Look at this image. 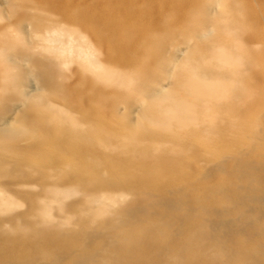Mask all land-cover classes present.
Returning <instances> with one entry per match:
<instances>
[{"label":"bare ground","instance_id":"1","mask_svg":"<svg viewBox=\"0 0 264 264\" xmlns=\"http://www.w3.org/2000/svg\"><path fill=\"white\" fill-rule=\"evenodd\" d=\"M1 1L13 17L25 4V0ZM50 1L57 3L51 15L27 11L19 16L21 23L0 26V264H264V128L257 126L256 140L246 148L224 156L204 173L185 176L179 186L164 184L155 168L144 169L152 162L158 165L163 157L142 149L137 154L130 148L141 144L144 132H152L153 125L168 130L177 126L181 134L193 135L188 132L192 125L210 136L228 88H233L232 94L244 93L242 68L252 61V53L243 40L248 26L233 15L237 11L247 16L232 4L237 0H227L232 5L208 0L202 8L206 17L201 13L199 18L203 27L183 39L188 49L185 63L180 64L175 54V61L162 65L172 83L183 88L179 93L163 90V85H144L110 68V59H100L90 36L68 25L89 18L83 2L91 1L101 14L103 4ZM4 14L0 11V20ZM90 19L111 42L116 24L97 16ZM40 23L46 26L39 28ZM73 62L138 104L139 117L133 119L127 110L122 121L135 159L111 158L114 154L109 150L102 153L100 147L97 153L94 146L85 145L92 130L71 113L79 105L72 97L77 90L69 81ZM78 78L90 80L81 72ZM34 83L35 91L29 90L28 84ZM81 103L90 106L92 101L85 97ZM98 103L106 105L104 98ZM63 116L84 137L69 136L62 142L56 138L78 155L87 153L96 166L87 172L89 180L65 170L62 176L69 180L63 184L48 175L55 173L24 167L28 163L23 153L41 149V142L34 143L36 135L49 134ZM23 121L28 123L20 124ZM22 139L29 140L23 151L12 144ZM169 152L164 156L177 153ZM101 166L110 170H100ZM222 170L229 174L228 180L210 179ZM178 172L175 168L171 175ZM10 189L27 199L25 210H17L21 204L7 193Z\"/></svg>","mask_w":264,"mask_h":264},{"label":"rangeland","instance_id":"2","mask_svg":"<svg viewBox=\"0 0 264 264\" xmlns=\"http://www.w3.org/2000/svg\"><path fill=\"white\" fill-rule=\"evenodd\" d=\"M207 1L93 0L94 4H103L102 8L105 12L103 14L92 8L94 6L91 1H85L82 7L89 18L82 20L79 24L69 23L68 25L76 27L82 34L90 36L95 47L100 51V59L102 61L110 59V62H107L110 68L130 74L137 82H144V85H156V88L163 85V90L172 89L174 93H179L183 91V88L181 85L172 83L173 78L171 79L163 73L162 65H168L169 61H175V54L179 56L180 64L185 63L184 56L188 49L183 39L186 36H193L203 27L199 18L201 13L203 14L201 16L206 17L202 8ZM226 3L236 5L237 9L241 8L247 14L245 16L237 11L233 13L242 25L248 26L247 32L243 34L245 35L243 40L246 49L252 53V61L242 68L244 73L242 90L244 93L232 94L233 88H228L226 101L220 103V116L215 119L217 126L214 127L210 136L202 128L192 125H188V132H193V135L181 134L177 130V126H173V130H168L153 125L150 127L152 132H144L141 144H136L133 147L130 145V148H133L137 154H140V149H142L144 152L149 150L163 157L162 161H165L162 167L158 166L162 163L161 161L158 165L152 162L151 165L144 166V169L155 168L156 176L162 178L164 184L179 186L182 181L186 180L185 176L204 173L206 168L216 164L224 156L230 155L239 148H246L250 142L256 140V131L264 128V0H237L232 4L226 0ZM1 4H3L2 1L0 2V11L6 15L4 14L0 20V26L9 22L21 23L19 16L26 15L27 11L36 15H45L47 12L51 15L54 13L53 8L57 5L50 0H25V4L18 8V13L13 12V17L8 13L11 10ZM95 16L100 17L103 21L116 24L117 30L111 42L106 40L108 34L104 30L94 26L90 17ZM38 25H41L39 28L46 26L44 23ZM226 40L229 41V39ZM207 41V38H201L202 43L206 44ZM203 56L206 59L207 52ZM1 68L0 63V72ZM79 72L87 76L90 79L89 82L79 80ZM69 74L71 76L69 81L73 84L72 88L77 90L72 94V97L79 104L71 113L74 118L81 119L89 130H92L90 142L85 145L94 146L97 153H100V147L103 148L102 153L106 152L105 149L109 150L114 154L111 158L117 155L122 160L135 159L137 155L128 148L129 138L125 133L122 121L126 117L127 110L131 112L133 119L139 117L138 104H131L126 99V96L128 98L129 95L121 94L115 85L101 83L99 80L96 81L95 77L84 73L76 62L71 64ZM151 76L153 84L150 82ZM156 80L159 81L155 84ZM28 85H30L29 90L35 91V83ZM98 87L103 91L98 90ZM45 93L47 94V92ZM85 97L92 101L90 106H83L81 103ZM101 98L105 99V106H100L98 103ZM53 100L56 104H63L60 98H53ZM64 117H59V122L50 128V133L46 136L37 132V141L33 140V142H41L39 146L41 149L23 153L27 157L28 163L24 167L28 171H32V167L37 166L43 171L55 173L48 175L63 184L69 180L66 176H62L65 170L75 173L76 177L89 180L87 172L95 171L96 166H92V162L86 158L85 154L87 153L78 155L75 151L61 145L62 140L64 141L69 136L74 140H82L84 137V133L77 135L78 126L75 129L64 120ZM27 123L28 121H23L20 124ZM56 137L60 138L61 142ZM27 142L29 140L22 139L12 144L23 151ZM183 143L187 145L186 148ZM172 150H176L177 153L170 158L164 156L165 152L172 153ZM7 151L15 154L13 151ZM174 158L183 160L174 164L172 162ZM49 159L51 161H48ZM113 161L107 159L106 163L113 164ZM51 162L54 166L49 167ZM175 168H178L179 172L176 175H171V170ZM100 170L109 171L110 169L101 166ZM210 179L213 181L228 180L229 174L223 170L218 171ZM72 184L75 183L72 182ZM7 193L21 204L17 208L18 211L25 210L26 198L13 189L8 190Z\"/></svg>","mask_w":264,"mask_h":264}]
</instances>
